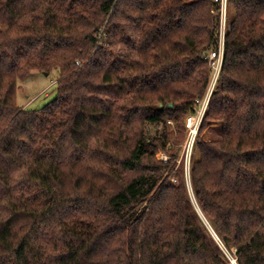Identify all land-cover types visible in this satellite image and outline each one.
<instances>
[{
	"label": "trees",
	"instance_id": "obj_1",
	"mask_svg": "<svg viewBox=\"0 0 264 264\" xmlns=\"http://www.w3.org/2000/svg\"><path fill=\"white\" fill-rule=\"evenodd\" d=\"M227 1L191 167L218 240L168 145L209 85L220 1L0 0V264H235L222 245L264 264V0ZM33 70L59 72L58 93L30 110Z\"/></svg>",
	"mask_w": 264,
	"mask_h": 264
},
{
	"label": "rangeland",
	"instance_id": "obj_2",
	"mask_svg": "<svg viewBox=\"0 0 264 264\" xmlns=\"http://www.w3.org/2000/svg\"><path fill=\"white\" fill-rule=\"evenodd\" d=\"M217 1V0H214ZM218 2V1H217ZM221 15V23H220V35L219 39L226 33H224L228 28V20L230 15L235 14V10L232 7H229L228 1L223 0L220 1L219 10ZM129 27V26H128ZM128 35L130 36L133 41H137L139 32L137 28H128ZM209 61V65L211 68V76H210V82L207 87L206 93L202 97H198L194 102V112H189L187 116L185 117V130H184V137L181 143L174 145L171 142L169 143V147L174 146L175 152L177 153L176 158V168L175 170H179L183 173L184 179L186 180L191 194V199L194 203V200H196V197L194 195L192 184H191V167L193 164L192 158L195 156L197 159L200 156L197 143L198 138L200 136V127L202 125L204 116L209 111L210 108V100L212 97V94L216 87L218 86L219 80L216 84V86L212 89L211 88V81L213 79L215 68H212V64ZM58 79H59V72L53 71L50 74L43 73L39 70H33L30 75H28L27 78L20 81L18 90H17V102L20 106L26 109L34 110L44 107L46 104L51 102L58 93ZM195 117V126L192 128H189L187 125L188 118L189 117ZM168 127L172 130H174L177 133V124L174 120L169 119L168 120ZM213 126L216 125V123L212 124ZM163 124L162 123H148L147 124V132L150 134H158L162 130ZM196 130V132H194ZM216 131H213L212 128L206 129L202 136L206 139H212L216 136ZM159 159H164L167 161L168 159L172 158V154L166 152V151H160L158 153ZM174 181H176V178H173ZM194 198V199H193ZM194 206L196 207L195 203ZM197 209V208H196ZM198 211V209H197ZM199 215L201 216L200 212L198 211ZM202 218V216H201ZM207 225V227L210 229L208 224L206 223L205 219L202 218ZM213 228V227H212ZM211 230V229H210ZM212 232V230H211ZM213 233V232H212ZM214 235V233H213ZM215 236V235H214ZM216 239L219 240V237H216ZM223 252L224 254L231 260H236V250L233 248L232 251L225 248L223 245ZM236 264V263H235Z\"/></svg>",
	"mask_w": 264,
	"mask_h": 264
},
{
	"label": "built area",
	"instance_id": "obj_3",
	"mask_svg": "<svg viewBox=\"0 0 264 264\" xmlns=\"http://www.w3.org/2000/svg\"><path fill=\"white\" fill-rule=\"evenodd\" d=\"M217 1H222V0H217ZM224 2V0H223ZM226 33V31L224 32ZM224 42H225V35H223L220 39L219 42V50L218 51H211L209 53V61H211L210 63L212 64V68H215V73L213 76V79L211 81V88L213 89L219 78L221 75V70H222V65H223V55H224ZM187 125L189 126V128H192L193 126H195V117H189L188 118V122ZM194 132H196V130H194Z\"/></svg>",
	"mask_w": 264,
	"mask_h": 264
},
{
	"label": "bare ground",
	"instance_id": "obj_4",
	"mask_svg": "<svg viewBox=\"0 0 264 264\" xmlns=\"http://www.w3.org/2000/svg\"><path fill=\"white\" fill-rule=\"evenodd\" d=\"M193 199H194V198H193ZM194 203H195V205H196V208H197L198 211L200 212L202 218L205 219L206 223L208 224V226L210 227V229L212 230V232L214 233V235H215L216 237H218L217 233L214 231V229H213L212 226L210 225L209 221L207 220V218H206L205 215L203 214V212H202L200 206L198 205L197 201L194 200ZM234 263H236V261H235Z\"/></svg>",
	"mask_w": 264,
	"mask_h": 264
},
{
	"label": "water",
	"instance_id": "obj_5",
	"mask_svg": "<svg viewBox=\"0 0 264 264\" xmlns=\"http://www.w3.org/2000/svg\"><path fill=\"white\" fill-rule=\"evenodd\" d=\"M236 260H233L232 262L234 263Z\"/></svg>",
	"mask_w": 264,
	"mask_h": 264
}]
</instances>
